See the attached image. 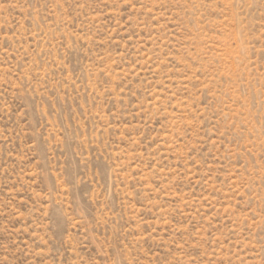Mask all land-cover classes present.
Here are the masks:
<instances>
[{"label": "rangeland", "instance_id": "rangeland-1", "mask_svg": "<svg viewBox=\"0 0 264 264\" xmlns=\"http://www.w3.org/2000/svg\"><path fill=\"white\" fill-rule=\"evenodd\" d=\"M0 264H264V0H0Z\"/></svg>", "mask_w": 264, "mask_h": 264}]
</instances>
